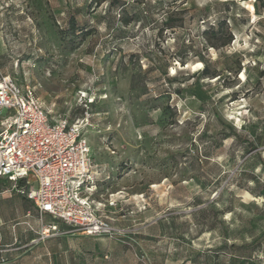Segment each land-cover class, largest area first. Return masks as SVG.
Listing matches in <instances>:
<instances>
[{"label":"rangeland","instance_id":"1","mask_svg":"<svg viewBox=\"0 0 264 264\" xmlns=\"http://www.w3.org/2000/svg\"><path fill=\"white\" fill-rule=\"evenodd\" d=\"M2 74L53 119L89 112L121 233L40 239L0 177V264H264V0H0Z\"/></svg>","mask_w":264,"mask_h":264},{"label":"built area","instance_id":"2","mask_svg":"<svg viewBox=\"0 0 264 264\" xmlns=\"http://www.w3.org/2000/svg\"><path fill=\"white\" fill-rule=\"evenodd\" d=\"M89 118L86 112L74 121L53 119L35 87L0 76V177L34 203L40 239L59 231L55 222L87 236L121 233L109 214L119 199L114 193L105 202L94 198L97 172L83 134Z\"/></svg>","mask_w":264,"mask_h":264},{"label":"trees","instance_id":"3","mask_svg":"<svg viewBox=\"0 0 264 264\" xmlns=\"http://www.w3.org/2000/svg\"><path fill=\"white\" fill-rule=\"evenodd\" d=\"M258 12L260 11L259 9L257 10ZM226 23H227V20L226 19H222V20H219L217 24L211 26L207 31H206V34L209 35V39H210V36H214L218 33H223L222 30L224 31V33L226 34V36H228V38L226 39V41L223 42L222 45H225L227 43H229L231 41V39L233 38V34L231 32V30L228 28H224L226 26ZM227 29V30H226ZM224 34V35H225Z\"/></svg>","mask_w":264,"mask_h":264},{"label":"crops","instance_id":"4","mask_svg":"<svg viewBox=\"0 0 264 264\" xmlns=\"http://www.w3.org/2000/svg\"><path fill=\"white\" fill-rule=\"evenodd\" d=\"M34 218H35V220L37 222L38 228H40V222L38 220V216H37V211L36 210H35ZM46 219H47V221H49V220L51 221L52 220V218H50V217H46Z\"/></svg>","mask_w":264,"mask_h":264}]
</instances>
